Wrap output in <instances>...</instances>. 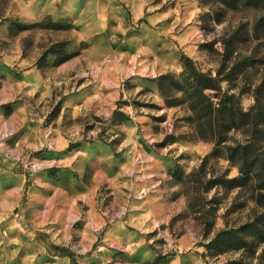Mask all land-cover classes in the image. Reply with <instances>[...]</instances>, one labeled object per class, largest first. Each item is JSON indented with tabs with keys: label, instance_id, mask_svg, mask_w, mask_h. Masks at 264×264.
Segmentation results:
<instances>
[{
	"label": "rangeland",
	"instance_id": "obj_1",
	"mask_svg": "<svg viewBox=\"0 0 264 264\" xmlns=\"http://www.w3.org/2000/svg\"><path fill=\"white\" fill-rule=\"evenodd\" d=\"M263 12L0 0V264H70L64 250L79 264H207L206 244L264 191L263 126L231 117L264 105ZM183 52L221 71L231 102L189 77Z\"/></svg>",
	"mask_w": 264,
	"mask_h": 264
},
{
	"label": "trees",
	"instance_id": "obj_2",
	"mask_svg": "<svg viewBox=\"0 0 264 264\" xmlns=\"http://www.w3.org/2000/svg\"><path fill=\"white\" fill-rule=\"evenodd\" d=\"M247 2L250 5L261 7L264 10V0H247ZM139 21H142V19ZM30 26L35 25H24L23 28H28ZM54 26L56 25H53L52 27L54 28ZM262 26H264V12L255 24L254 28L256 34L259 33ZM12 27L13 24L10 26V31L12 30ZM20 28L22 29V27ZM228 43L229 40L226 39L224 41L225 51L227 50ZM51 50L52 49L47 52H51ZM226 53L227 51L225 52L224 56L226 55L227 58L228 55ZM182 62L184 68L186 71H188L189 77H192L194 80H196L197 84L202 90L206 88L213 89L216 96L220 97V102L230 101L234 96L235 92H230L229 90L223 89L221 83L222 74L220 70H218L216 75L211 72H204L200 70L195 65L193 59L184 52L182 53ZM246 68L247 67L243 66L242 70H246ZM161 77L163 81V78L165 79L167 76L162 75ZM225 78L229 77L226 76ZM160 88L167 96L165 93V88L163 87V82H161V78ZM244 90L245 89H242L241 92L244 93ZM204 96L210 100L208 95L205 94ZM209 108L211 109V112L214 111V108L217 110L216 118L218 127L222 121V118L220 117L221 108L214 107L211 100L209 101ZM231 117L232 120L240 119L245 123L254 122L259 124L263 126L264 131V105H260L259 102L252 105L248 110H245L240 105L238 112L235 111ZM213 118L211 116V119ZM209 132L211 133V137H216L217 134H220V131L218 129L215 130L214 128H212ZM256 202L258 203L256 206L258 209H255L253 214L248 216L247 220L239 225L227 226L220 229L206 244L208 253L204 252L202 255L205 258L207 264H264V191H260V193L257 195ZM64 252L69 257L70 264H79L77 255L75 253L70 250H64ZM234 252H238L239 256L229 257L220 263H211V260L208 258V256H210L212 259L219 254H228ZM159 257L160 258H158V260L165 258V256L162 254H160Z\"/></svg>",
	"mask_w": 264,
	"mask_h": 264
}]
</instances>
